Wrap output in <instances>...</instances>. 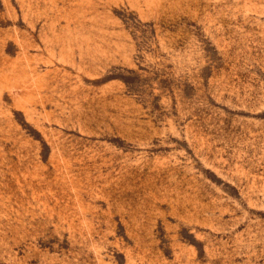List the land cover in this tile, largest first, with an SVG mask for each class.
Wrapping results in <instances>:
<instances>
[{
  "label": "rangeland",
  "instance_id": "obj_1",
  "mask_svg": "<svg viewBox=\"0 0 264 264\" xmlns=\"http://www.w3.org/2000/svg\"><path fill=\"white\" fill-rule=\"evenodd\" d=\"M0 264H264V0H0Z\"/></svg>",
  "mask_w": 264,
  "mask_h": 264
}]
</instances>
